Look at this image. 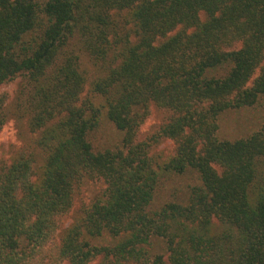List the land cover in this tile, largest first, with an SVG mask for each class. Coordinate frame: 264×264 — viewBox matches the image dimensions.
Masks as SVG:
<instances>
[{
    "label": "trees",
    "instance_id": "trees-1",
    "mask_svg": "<svg viewBox=\"0 0 264 264\" xmlns=\"http://www.w3.org/2000/svg\"><path fill=\"white\" fill-rule=\"evenodd\" d=\"M18 78L0 132L15 114L31 136L0 158V264H264V124L218 134L264 97V0H0V86ZM152 105L170 117L139 140ZM185 174L186 199L157 204ZM95 179L104 191L55 242Z\"/></svg>",
    "mask_w": 264,
    "mask_h": 264
},
{
    "label": "rangeland",
    "instance_id": "rangeland-1",
    "mask_svg": "<svg viewBox=\"0 0 264 264\" xmlns=\"http://www.w3.org/2000/svg\"><path fill=\"white\" fill-rule=\"evenodd\" d=\"M87 69L92 72L93 69L91 63L86 58L84 60ZM22 83L21 78L8 82L0 86V97L5 98V104L7 108L15 106L16 96L20 85ZM85 94V92H84ZM170 113L152 105L148 117L141 124L138 131V139L144 140L152 133L158 130V128L164 124ZM219 136L222 139H238L245 137L251 133L259 130L264 124V97L253 106H245L237 109H231L225 111L219 118ZM107 129L103 131L101 140L105 146L117 145L121 141V132L117 130L113 125H108ZM31 134L27 129L24 120L19 119L15 114L4 125L0 132V158H10L14 151L22 145L25 146L29 140ZM176 149V142L174 140L166 139L151 148L150 154L156 156L159 162L173 155ZM173 178L166 179L165 185L158 192L156 203L161 204L164 201L175 199L183 201L188 196V185L192 184L191 176L176 175ZM106 187L105 183L100 179L85 180L79 188H77L74 201L71 210L62 219V227L57 231L55 236V242L60 239V234L64 227L68 226L73 217L83 209V206L88 204L92 199L101 195ZM155 251L160 253H166L164 249V243L161 239L155 240ZM165 257L167 255L165 254ZM99 260L96 259L90 264H98ZM55 264H68L66 262Z\"/></svg>",
    "mask_w": 264,
    "mask_h": 264
}]
</instances>
